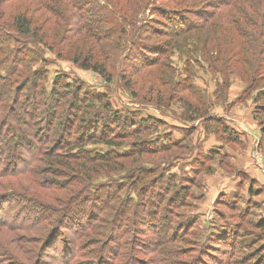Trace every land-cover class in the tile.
Listing matches in <instances>:
<instances>
[{
	"label": "rangeland",
	"instance_id": "obj_1",
	"mask_svg": "<svg viewBox=\"0 0 264 264\" xmlns=\"http://www.w3.org/2000/svg\"><path fill=\"white\" fill-rule=\"evenodd\" d=\"M198 1L186 10L152 0L134 23L142 40L55 34L47 47L28 46L38 60L30 70L8 65L17 72L16 89H0V245L18 264H264V67L214 68V42L237 38L225 21L216 33L211 19L173 49L180 15L210 17L224 0ZM233 5L219 14L244 13L245 4ZM242 23L261 43L259 26ZM78 48L106 74L75 64ZM29 72L41 76L37 85L26 86ZM4 78L0 71V85ZM246 116L255 142L232 121ZM15 131L23 140L11 146ZM91 134L115 135V144L83 145ZM98 154L108 160H89Z\"/></svg>",
	"mask_w": 264,
	"mask_h": 264
},
{
	"label": "trees",
	"instance_id": "obj_2",
	"mask_svg": "<svg viewBox=\"0 0 264 264\" xmlns=\"http://www.w3.org/2000/svg\"><path fill=\"white\" fill-rule=\"evenodd\" d=\"M124 1L125 0H0V71L7 74V78L2 79V84L4 85H0V89H16L15 82L12 78L16 76L17 69H11L8 65L13 64L12 67L17 66L22 69L28 68L30 70L31 67H29V64L35 63L38 60H33L30 55L31 50L28 46L37 48L43 45L47 47L49 44L47 40L48 37L54 36L55 34H58L59 38L68 35L72 40L81 34V40H89V43L94 41L96 44L104 41H112V43L115 44V41H121L123 38H126L128 42H133L135 38L142 40V31L144 29H138L134 23L137 21L140 12L143 10L145 11L147 7L150 6L152 0H130L131 2L133 1L130 8H128ZM168 1H170L172 5L174 4L173 6H178L180 8L184 7L185 4L186 10H193L197 4H204L203 1L199 2L198 0ZM236 1L237 0H224L223 5L214 8L216 10L214 15L209 17L207 13L200 14L197 15L198 20H192L191 17H185L184 15H176L182 18L185 23L177 25L172 31L174 33L168 35L173 49L174 47H180L179 43L184 45L186 41L185 37L191 34V32L205 29L204 26H206V22L211 19L213 20L212 24L216 25V27L214 26L215 32L217 31L216 28L220 30V27H222L225 21V25L231 28L226 32L229 33L232 30L234 34L237 35V38L236 40L234 39L233 42L225 41L222 43V40L218 43L214 42L213 47L221 53V55L213 61L214 68L218 69L222 67L226 69L229 65L235 66L236 64L242 63L245 66L255 69V71H259L260 69L263 70L264 0H239L246 6L244 13L237 15V11L233 10L219 14V12H222L227 7L230 9V7L233 6L234 8L233 4ZM182 11L174 12L180 14ZM195 13H193L194 16ZM215 17H217L216 20ZM254 18H256V21ZM241 22H243V25L259 26L261 30V43H258V41H260L259 39L254 40V38L251 41L247 39V34L241 28ZM126 23L131 26V31L127 30ZM70 33L73 37H71ZM167 33H169V30ZM22 43L26 45L24 51L13 49L16 48V46L13 47V44L18 45ZM96 47H98V45H96ZM141 47L148 48V46L145 45H141ZM48 48L53 51L52 47L48 46ZM115 48L117 50L119 49L113 47L112 53L115 51ZM152 48L158 49L159 47L155 45L152 46ZM78 51L79 56L74 57L75 64H79L81 68L85 70H92L98 74H106L103 69L100 70L97 65L95 66L91 54L81 61L79 57L82 50L78 48ZM72 54L73 53H69V55ZM58 55L61 56V53ZM217 65H220V67ZM29 74L26 80V86H30L31 84L37 85L38 81L42 79L41 76L35 72H29ZM62 84V80H57L55 89ZM108 109L109 107L106 108V110ZM3 111L4 108L0 107V113ZM113 117L115 120H118L116 123L122 122L128 125L130 122L116 114H114ZM146 122L147 123L141 122L139 125H136V128H133L132 131L138 132L141 128L148 127L149 121ZM132 126L135 127L134 124ZM223 134V138L228 140L230 144L236 145L239 143L237 135L227 127H223ZM89 137L90 139L83 140V145L89 143L113 146L116 138L115 135L107 139V137H103L102 135L98 136L93 134ZM11 138V146L23 140V137L17 135L16 131L12 134ZM89 160H91V162H101L102 160L107 161L108 158L98 154ZM0 175L3 176L5 174L2 173ZM180 194L183 193H181V191L176 193L177 199L181 196ZM261 229H264V221H261ZM125 248L126 250H130L127 246ZM0 252L2 253V255L0 254V261L7 258L6 260L8 261L6 262L18 264L17 256L10 252L7 253L3 245H0ZM1 256H5V258Z\"/></svg>",
	"mask_w": 264,
	"mask_h": 264
},
{
	"label": "crops",
	"instance_id": "obj_3",
	"mask_svg": "<svg viewBox=\"0 0 264 264\" xmlns=\"http://www.w3.org/2000/svg\"><path fill=\"white\" fill-rule=\"evenodd\" d=\"M235 118L232 121L236 123L235 125H238L240 128H242L240 132L244 135L242 139L243 141L247 139L248 141L254 140L255 142L257 138L259 139V130L255 122L249 120L247 116L244 119H237V117ZM252 166L253 165L251 163L247 165V168L250 169L249 171L253 174V176L261 180V171L255 169Z\"/></svg>",
	"mask_w": 264,
	"mask_h": 264
}]
</instances>
